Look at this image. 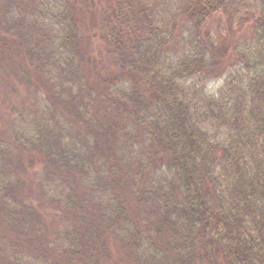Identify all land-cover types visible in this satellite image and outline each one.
Listing matches in <instances>:
<instances>
[{"label": "trees", "instance_id": "1", "mask_svg": "<svg viewBox=\"0 0 264 264\" xmlns=\"http://www.w3.org/2000/svg\"><path fill=\"white\" fill-rule=\"evenodd\" d=\"M99 1L0 0V65L22 86L0 129V241L40 246L0 264H120L112 244L125 264H264V0ZM244 7L252 47L204 31ZM24 169L44 176L40 210Z\"/></svg>", "mask_w": 264, "mask_h": 264}, {"label": "rangeland", "instance_id": "2", "mask_svg": "<svg viewBox=\"0 0 264 264\" xmlns=\"http://www.w3.org/2000/svg\"><path fill=\"white\" fill-rule=\"evenodd\" d=\"M96 1V7L97 11H100L99 9L102 8L103 2L99 0ZM107 1V0H104ZM248 6V5H247ZM105 6H103L104 9ZM1 8V6H0ZM246 9V12L241 13V16H234V13L229 10L226 13H221L217 15V17L213 18L209 25L205 27L204 31H215L219 33V41H221L222 46L226 47H233L237 43H243L247 44L249 47H252V41L253 39V17H254V11L251 7H244ZM248 11V12H247ZM251 11V12H250ZM100 14L99 12H97ZM85 20V26L87 33L85 34V37H93L92 40V56L95 57V60L98 59L100 56H104L106 58V47L108 46V42L104 40L101 32L98 29H94L90 27L89 21H87V17ZM237 24H240L239 27L235 28ZM4 52V51H3ZM230 50V56L227 57L228 66H235L234 64H237V60L233 54H231ZM6 57V58H5ZM9 59V55H7L4 52V57L0 53V61H6V59ZM103 61H106L103 59ZM239 66V65H238ZM241 64L239 67H242ZM5 70L2 68V65H0V121L4 124L0 123V129L3 128L4 131L8 130L10 127L11 120L9 121V126H6L8 117L13 113L16 104L19 103L20 96L22 94V90L19 83L15 81V79H12L8 77L7 74H5ZM16 74V73H15ZM14 74V75H15ZM5 82L8 84V86H5ZM223 80H210L208 82V90L210 94H217L222 86ZM18 91V93H17ZM17 93V94H16ZM18 98V100H17ZM220 132L218 133V135ZM21 179L23 181L21 191H20V200L25 201L26 204L29 206L34 207L37 210H40V206L43 202V197L41 193V186H46L47 184L44 183V176L41 173H37L35 171L29 170L28 172H25V169L21 172ZM43 181L42 183H39ZM40 184V185H39ZM39 186V187H38ZM46 188V187H45ZM48 189V187L46 188ZM129 205L133 208L134 202H128ZM44 218L49 221L51 219V216L53 214L49 213V209L47 212L42 213ZM56 217V215H54ZM15 231V230H13ZM7 233H4L2 235V244L3 247H0V252L2 254H5L9 252H19L24 253L31 249H39L40 246L37 244V247H34L33 245H29L27 242L20 241L19 237L17 235H14L12 233L9 234V236L6 235ZM7 237V238H6ZM18 238V239H17ZM1 244V243H0ZM41 245V244H40ZM54 246H47L44 245L42 248H50L49 251ZM110 255L114 261L120 264H125V254L121 251L120 248L113 246V244L110 246ZM0 253V256L2 254ZM51 260H53V257H50ZM28 264V261H26ZM23 264V263H21Z\"/></svg>", "mask_w": 264, "mask_h": 264}]
</instances>
